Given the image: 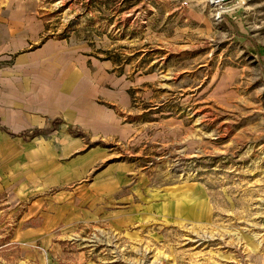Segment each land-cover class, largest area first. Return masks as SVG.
<instances>
[{
  "label": "rangeland",
  "instance_id": "rangeland-1",
  "mask_svg": "<svg viewBox=\"0 0 264 264\" xmlns=\"http://www.w3.org/2000/svg\"><path fill=\"white\" fill-rule=\"evenodd\" d=\"M243 1L0 0L32 17L31 47L66 45L76 111L110 126L42 131L80 141L67 165L100 154L12 198L0 264H264V0ZM28 207H52L49 231Z\"/></svg>",
  "mask_w": 264,
  "mask_h": 264
},
{
  "label": "crops",
  "instance_id": "crops-1",
  "mask_svg": "<svg viewBox=\"0 0 264 264\" xmlns=\"http://www.w3.org/2000/svg\"><path fill=\"white\" fill-rule=\"evenodd\" d=\"M31 18L25 13L0 12V229L6 226L3 213L13 205V197L18 199L23 193L47 195L52 185L66 184L69 166L98 159L99 151L92 148L67 165L68 153H75L80 141L68 140L64 128L54 136L42 131L56 122L66 126L67 122L81 121L93 132L110 130L108 115H96L91 123V116L82 118L76 111L83 101L74 93L76 84L68 78L77 72V63L72 55L68 57L61 41L31 47ZM84 87L82 82L77 90ZM68 91L72 92L70 96ZM28 209L31 214L27 220L37 215L44 220L40 228L32 226L39 230L35 233L49 231L53 219L50 214L46 219L44 213H50L52 207Z\"/></svg>",
  "mask_w": 264,
  "mask_h": 264
},
{
  "label": "built area",
  "instance_id": "built-area-1",
  "mask_svg": "<svg viewBox=\"0 0 264 264\" xmlns=\"http://www.w3.org/2000/svg\"><path fill=\"white\" fill-rule=\"evenodd\" d=\"M221 0H209V4L212 8H214L216 12V17L221 18L227 13L229 14L231 11H234L236 7L240 5V3H244L243 0H234L232 3L221 5Z\"/></svg>",
  "mask_w": 264,
  "mask_h": 264
},
{
  "label": "water",
  "instance_id": "water-1",
  "mask_svg": "<svg viewBox=\"0 0 264 264\" xmlns=\"http://www.w3.org/2000/svg\"><path fill=\"white\" fill-rule=\"evenodd\" d=\"M234 0H221L220 1V4L221 5H226V4H229V3H232ZM238 7H236L235 9H237ZM235 11V10H234ZM234 11H231L230 13L234 12ZM229 13V14H230ZM227 16V13L224 15V17Z\"/></svg>",
  "mask_w": 264,
  "mask_h": 264
}]
</instances>
